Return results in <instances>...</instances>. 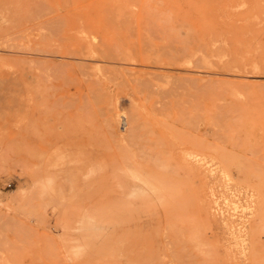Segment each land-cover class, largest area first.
Here are the masks:
<instances>
[{"label": "rangeland", "instance_id": "374dc122", "mask_svg": "<svg viewBox=\"0 0 264 264\" xmlns=\"http://www.w3.org/2000/svg\"><path fill=\"white\" fill-rule=\"evenodd\" d=\"M0 264H264V0H0Z\"/></svg>", "mask_w": 264, "mask_h": 264}, {"label": "bare ground", "instance_id": "6f19581e", "mask_svg": "<svg viewBox=\"0 0 264 264\" xmlns=\"http://www.w3.org/2000/svg\"><path fill=\"white\" fill-rule=\"evenodd\" d=\"M159 183V182H158ZM158 189V188H157Z\"/></svg>", "mask_w": 264, "mask_h": 264}]
</instances>
